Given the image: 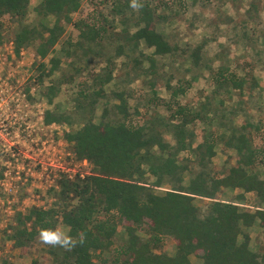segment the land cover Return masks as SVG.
Masks as SVG:
<instances>
[{
  "label": "trees",
  "instance_id": "1",
  "mask_svg": "<svg viewBox=\"0 0 264 264\" xmlns=\"http://www.w3.org/2000/svg\"><path fill=\"white\" fill-rule=\"evenodd\" d=\"M82 1L39 0L30 18L31 0H0V43L2 18L9 16L18 22L12 38L15 54L35 48L34 82L44 88L47 101L52 103L62 85L77 81L68 105L46 110L44 121L69 125L65 140L77 159L91 165V172L82 176L60 177L50 188L54 202L48 208L16 212L6 238L25 250L42 228L59 223L74 239H83L70 250L49 245L51 264H192V254L202 264H264V251L251 248L249 233L253 225L264 230V176L254 170L264 164V150L256 142L264 137V112L257 122H248L247 117L241 124L234 122L235 108L226 111L228 118L223 114L234 90L252 91L258 86L256 78L221 64L199 108L171 99L164 102L167 116L152 113L134 121L138 111L130 107L132 93L123 82L150 76L147 82L154 90L158 75L154 57L178 54V46L160 29L167 16L157 9L169 6L135 0L137 7L132 8V0H112L100 22L73 20ZM117 18L123 25L119 31L114 30ZM67 23L77 30L76 40L64 36ZM204 43L189 53L183 50L195 68L203 66ZM140 44L152 48V54L145 55ZM99 57L104 65L96 70ZM120 57L131 62L132 72L122 81L114 75ZM197 77L192 73L176 86L172 76L165 77V88L174 99ZM147 102L159 105L154 96ZM196 120L208 128L194 145L190 125ZM217 145L236 155L235 164L219 173L211 166ZM223 189L239 192L233 199H220ZM249 192L254 196L250 203L245 198ZM197 199L207 200L203 208ZM167 237L175 244L173 255L164 251ZM0 264L13 263L0 258ZM30 264L44 263L33 258Z\"/></svg>",
  "mask_w": 264,
  "mask_h": 264
},
{
  "label": "rangeland",
  "instance_id": "2",
  "mask_svg": "<svg viewBox=\"0 0 264 264\" xmlns=\"http://www.w3.org/2000/svg\"><path fill=\"white\" fill-rule=\"evenodd\" d=\"M38 1L31 0L30 2V18L34 16V7ZM111 1L83 0L79 10L72 15V19H95L100 22V15L106 16ZM158 1L159 4L165 3L169 6L166 10L162 6H157V11L165 12L167 16L160 29L167 34L172 44L178 46V54L175 57L168 55L154 57L158 71V75L154 76V90H151L147 82V80H152L150 76L136 78L131 83L123 82L125 86L129 84L132 93V97L128 100L130 107L135 106L138 111V115H134V121L141 122L144 117L152 113L167 116L168 112L164 108V102L171 99L181 105L199 108L201 100L212 88L211 78L214 70L223 64L229 66L236 74L254 76L258 82L257 88L252 91L248 90V87L241 93L237 89L234 90L232 99H227L224 103L225 118L229 117L226 111L235 108L237 111V115L233 117L235 123L241 124L247 117L248 122H257L264 112V0H155L151 2L159 5ZM48 20V23L51 22L50 19ZM122 27L123 25L117 18L114 30L119 31ZM17 28L18 22L15 19L9 16L2 18L0 170L4 169L2 162L7 160L10 162L9 170L12 174L16 175L18 172L20 175L21 180L16 182L19 190L13 195V208L24 207V212H26L33 206L48 208L54 202L50 188L56 186L58 179L63 175L74 176L75 173L82 175L89 173L91 165L86 160L77 159L71 145L65 140L64 134L69 130V125L47 124L44 121L46 110H54L57 106L63 108L68 105L69 98L77 87V81L74 84L62 85L59 94L54 96L52 103H49L43 95L44 88L34 82L33 64L37 60L34 46L23 49L19 55L13 51L12 38ZM77 33L71 23L65 24V37L76 40ZM201 42H205L201 52L203 66L208 65L209 69H204L203 66L193 67L190 60L182 54L183 50L189 53L196 44ZM139 50L145 55H151L153 49L140 44ZM143 62L145 66L148 65L146 59ZM103 65V58L99 57L95 60L96 70ZM130 68L131 62L126 58L116 59L115 77L119 81L125 80L127 72L131 77ZM192 73L197 74L198 77L192 81L183 94L173 99L165 88V79L172 76L171 82L176 86L178 81H183L184 78L190 79ZM45 84L48 82L46 81ZM153 96L159 105L147 102ZM217 102L218 99L215 98L214 103L218 104ZM100 111L101 107L98 106L97 114ZM190 126L195 133V145L203 139L205 128L208 126L198 120ZM256 142L264 150V137H258ZM215 152L211 166L216 173L228 165L235 164L236 155L230 150L226 153L221 145H217ZM261 154L263 153L260 152L258 157ZM182 155L189 156L184 152ZM254 170L264 176V164L256 165ZM238 192L239 189H223L218 194V198L230 200ZM245 198L249 203L254 201L251 192L245 193ZM206 202L207 200L204 199L195 201L201 208ZM16 212L19 211H15L14 220ZM58 222H60V217ZM55 229L66 232V229L59 223ZM249 233L251 248L264 251V230L253 225ZM2 243L7 247L8 256L10 255L12 259L14 256L15 264H30L33 258H37L44 264L52 263L47 252L49 245L41 241L39 234L25 250L14 247L11 241L3 240ZM175 250L173 240L167 237L165 253L173 255ZM190 260L192 264H202L201 258L194 254L190 255Z\"/></svg>",
  "mask_w": 264,
  "mask_h": 264
},
{
  "label": "built area",
  "instance_id": "3",
  "mask_svg": "<svg viewBox=\"0 0 264 264\" xmlns=\"http://www.w3.org/2000/svg\"><path fill=\"white\" fill-rule=\"evenodd\" d=\"M2 165L4 169L0 170V258H5L11 261L12 257L10 255L8 256V251L6 250L7 247H5L2 241H10L6 238V236L10 232V224H15V211L24 212L25 208H13V195H15L19 190V185L16 182L21 180L20 175L18 172H16V175L12 174L9 170V161L6 160L5 162H2ZM68 177L72 176L68 175ZM2 216H5L6 218L3 219ZM9 217H11V219Z\"/></svg>",
  "mask_w": 264,
  "mask_h": 264
},
{
  "label": "clouds",
  "instance_id": "4",
  "mask_svg": "<svg viewBox=\"0 0 264 264\" xmlns=\"http://www.w3.org/2000/svg\"><path fill=\"white\" fill-rule=\"evenodd\" d=\"M131 7L132 8L137 7L135 0H132ZM39 237L44 244L51 245L53 247L59 246L67 250H70L78 242L79 243L83 242L82 238L79 241H77L71 235H69L64 231L55 228H48V227L42 228L40 230Z\"/></svg>",
  "mask_w": 264,
  "mask_h": 264
},
{
  "label": "crops",
  "instance_id": "5",
  "mask_svg": "<svg viewBox=\"0 0 264 264\" xmlns=\"http://www.w3.org/2000/svg\"><path fill=\"white\" fill-rule=\"evenodd\" d=\"M237 190H238V189H237ZM252 195H253V193H252ZM11 262H12L13 264L16 263L15 260H14V256H13V259L11 260Z\"/></svg>",
  "mask_w": 264,
  "mask_h": 264
}]
</instances>
